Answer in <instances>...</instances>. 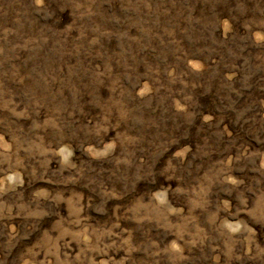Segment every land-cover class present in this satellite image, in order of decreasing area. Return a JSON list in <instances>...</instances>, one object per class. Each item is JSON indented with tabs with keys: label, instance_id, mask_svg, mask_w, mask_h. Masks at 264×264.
I'll return each mask as SVG.
<instances>
[{
	"label": "rangeland",
	"instance_id": "374dc122",
	"mask_svg": "<svg viewBox=\"0 0 264 264\" xmlns=\"http://www.w3.org/2000/svg\"><path fill=\"white\" fill-rule=\"evenodd\" d=\"M0 264H264V0H0Z\"/></svg>",
	"mask_w": 264,
	"mask_h": 264
}]
</instances>
